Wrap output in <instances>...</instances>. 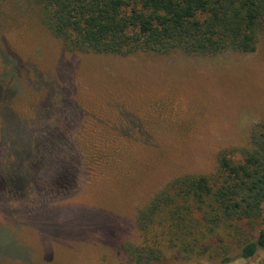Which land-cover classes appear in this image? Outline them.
I'll return each instance as SVG.
<instances>
[{
	"label": "rangeland",
	"instance_id": "1",
	"mask_svg": "<svg viewBox=\"0 0 264 264\" xmlns=\"http://www.w3.org/2000/svg\"><path fill=\"white\" fill-rule=\"evenodd\" d=\"M42 12L0 0V181L38 156V175L57 173L74 148L80 167L70 192L0 187V264H144L125 248L138 209L170 178L212 172L221 150L239 160L264 118V24L250 53L120 55L68 50ZM224 264H264V249Z\"/></svg>",
	"mask_w": 264,
	"mask_h": 264
},
{
	"label": "trees",
	"instance_id": "2",
	"mask_svg": "<svg viewBox=\"0 0 264 264\" xmlns=\"http://www.w3.org/2000/svg\"><path fill=\"white\" fill-rule=\"evenodd\" d=\"M34 1L42 7L45 27L65 48L79 52L250 53L264 24V0ZM54 146L44 149L52 152ZM239 153L235 160L231 150H221L212 172L176 175L154 192L138 209L140 242L125 247L130 257L164 264L175 254L191 264H224L264 249V118ZM77 154L74 148L66 164L47 177L37 174L38 156L30 167L8 170L0 187L18 193L33 184L37 193L70 192L80 167ZM54 157L46 160L53 168Z\"/></svg>",
	"mask_w": 264,
	"mask_h": 264
}]
</instances>
